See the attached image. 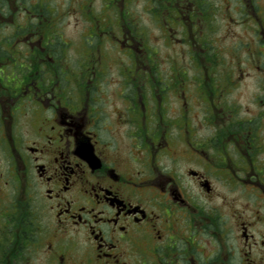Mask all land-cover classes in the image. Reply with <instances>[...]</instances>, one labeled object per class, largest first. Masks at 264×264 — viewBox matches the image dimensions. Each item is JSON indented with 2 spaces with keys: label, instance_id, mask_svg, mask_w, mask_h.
I'll return each mask as SVG.
<instances>
[{
  "label": "flooded vegetation",
  "instance_id": "1",
  "mask_svg": "<svg viewBox=\"0 0 264 264\" xmlns=\"http://www.w3.org/2000/svg\"><path fill=\"white\" fill-rule=\"evenodd\" d=\"M65 3L0 0V264H264V0Z\"/></svg>",
  "mask_w": 264,
  "mask_h": 264
},
{
  "label": "rangeland",
  "instance_id": "2",
  "mask_svg": "<svg viewBox=\"0 0 264 264\" xmlns=\"http://www.w3.org/2000/svg\"><path fill=\"white\" fill-rule=\"evenodd\" d=\"M66 3L68 0H65ZM66 3L62 8L58 9V14H55V18H61L55 23V31L59 32L63 38L64 41L67 43H70V47H68L69 51H67V55L70 58L69 61H71V65L76 66L77 60L80 59V51L81 48L80 44L82 43L81 38L84 39V37L81 36V31H83L84 28L87 27L86 21H82L80 19V16L75 12H72L70 9L68 10L66 8ZM96 7H98V4H96ZM55 10V8H52ZM51 31H53L51 29ZM94 43V39L92 37H88L84 41V49L83 51L89 52L91 49V45ZM162 63L165 67L168 65V61L166 59L170 58L171 56H168V51L163 47L162 52ZM168 56V57H167ZM165 70L164 68H162ZM192 71H189L191 74Z\"/></svg>",
  "mask_w": 264,
  "mask_h": 264
}]
</instances>
